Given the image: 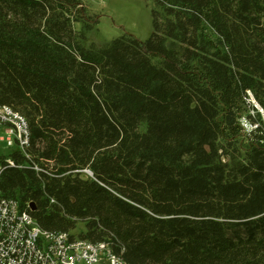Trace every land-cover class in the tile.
I'll list each match as a JSON object with an SVG mask.
<instances>
[{"label": "trees", "instance_id": "trees-1", "mask_svg": "<svg viewBox=\"0 0 264 264\" xmlns=\"http://www.w3.org/2000/svg\"><path fill=\"white\" fill-rule=\"evenodd\" d=\"M152 1L98 43L84 0H0L2 194L128 264H264V0Z\"/></svg>", "mask_w": 264, "mask_h": 264}, {"label": "built area", "instance_id": "built-area-1", "mask_svg": "<svg viewBox=\"0 0 264 264\" xmlns=\"http://www.w3.org/2000/svg\"><path fill=\"white\" fill-rule=\"evenodd\" d=\"M0 130L6 133L3 139L8 146L18 143L24 148L28 144L25 118L8 105H0ZM102 260L128 264L105 241L92 242L71 232L43 229L17 200L3 196L0 189V264H94Z\"/></svg>", "mask_w": 264, "mask_h": 264}, {"label": "rangeland", "instance_id": "rangeland-1", "mask_svg": "<svg viewBox=\"0 0 264 264\" xmlns=\"http://www.w3.org/2000/svg\"><path fill=\"white\" fill-rule=\"evenodd\" d=\"M88 12L98 18V29L92 37L98 43L109 42L112 39L131 34L141 40L148 39L153 32L152 0H84ZM246 128L249 125L245 123ZM4 130H0V155H7L11 146L3 137ZM83 228L79 224L78 230ZM77 264H87L77 262ZM94 264H107L102 260Z\"/></svg>", "mask_w": 264, "mask_h": 264}, {"label": "water", "instance_id": "water-1", "mask_svg": "<svg viewBox=\"0 0 264 264\" xmlns=\"http://www.w3.org/2000/svg\"><path fill=\"white\" fill-rule=\"evenodd\" d=\"M32 209L34 208V206L32 205V207H31Z\"/></svg>", "mask_w": 264, "mask_h": 264}]
</instances>
